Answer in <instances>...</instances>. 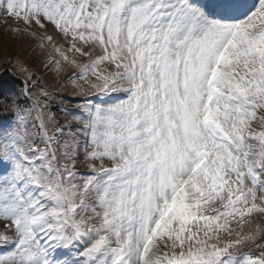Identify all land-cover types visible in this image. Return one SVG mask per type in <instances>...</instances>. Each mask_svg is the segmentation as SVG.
<instances>
[{
    "label": "snow or ice",
    "instance_id": "obj_1",
    "mask_svg": "<svg viewBox=\"0 0 264 264\" xmlns=\"http://www.w3.org/2000/svg\"><path fill=\"white\" fill-rule=\"evenodd\" d=\"M0 9L14 39L50 46L42 67L73 95H124L61 122L55 92L22 106L40 78L12 61L25 79L0 119V264H264V0Z\"/></svg>",
    "mask_w": 264,
    "mask_h": 264
},
{
    "label": "trees",
    "instance_id": "obj_2",
    "mask_svg": "<svg viewBox=\"0 0 264 264\" xmlns=\"http://www.w3.org/2000/svg\"><path fill=\"white\" fill-rule=\"evenodd\" d=\"M2 53H0V119L6 118L9 115L8 109L10 108V99L11 97H17V94L21 93L24 84L23 79L18 77V74L21 72L18 70L16 66L13 65V60H20L22 63L26 62L24 59L20 58L19 55L15 52H11L9 48H4ZM0 48V49H1ZM32 50L29 55V59H31L30 64L26 62V67H28L34 74L40 79L37 80V84L39 87L32 85L31 90L33 92V96L25 99L23 95H19L17 98L23 102L24 107H31L32 102L36 97H39L42 101L44 98L40 95L41 90L45 89L50 91L51 88H56L58 86V82L60 77H57L55 71L44 72V68L42 67L41 55ZM35 53V54H34ZM38 54V57H37ZM8 66V67H7ZM72 90L71 85H67L63 87V92L72 94L70 92ZM66 98L61 93H56L53 101L51 110L57 113L58 118L61 122H64L66 119H70V116H66L64 113L60 111L61 107H65L64 103ZM70 110V109H69ZM70 112L74 113L72 110ZM35 116V112H33V117Z\"/></svg>",
    "mask_w": 264,
    "mask_h": 264
},
{
    "label": "rangeland",
    "instance_id": "obj_3",
    "mask_svg": "<svg viewBox=\"0 0 264 264\" xmlns=\"http://www.w3.org/2000/svg\"><path fill=\"white\" fill-rule=\"evenodd\" d=\"M13 21L11 18L5 17L3 15L2 9H0V48L1 46H3L4 48H9V50L11 52H15L19 55L20 58L24 59L27 63L30 64L31 59H29V57L27 55H29V53L35 49V51L37 50V52L42 56V58H46L45 52L46 50H48L50 48V46H46V49H40L38 47H36V42L35 41H31L28 39H25L24 41H19L14 39L11 34L8 32V28L13 27ZM4 51L3 48L0 49V53H2ZM34 53V54H35ZM37 54V57H38ZM23 65H26L25 63H23ZM70 74V73H69ZM68 74H65V77ZM63 77V78H65ZM80 83H83L82 81H80ZM118 95H122V93H117ZM102 96L100 94L97 93H93L90 96H82L83 101L85 102H91L93 104H99L101 103L98 100V97ZM115 103V102H114ZM82 158V157H81ZM81 173H88V170L86 168L85 165L83 164H78V168H77ZM258 222H261L258 220ZM5 253V248L3 245H0V255Z\"/></svg>",
    "mask_w": 264,
    "mask_h": 264
}]
</instances>
